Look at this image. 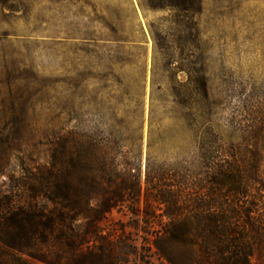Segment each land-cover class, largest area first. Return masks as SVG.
Masks as SVG:
<instances>
[{
	"label": "rangeland",
	"instance_id": "374dc122",
	"mask_svg": "<svg viewBox=\"0 0 264 264\" xmlns=\"http://www.w3.org/2000/svg\"><path fill=\"white\" fill-rule=\"evenodd\" d=\"M203 112L208 129L180 120ZM69 131L130 151L143 174L148 156L174 167L218 133L253 143L264 135V0H0L6 173L47 163ZM159 227H127L141 252L129 264H161Z\"/></svg>",
	"mask_w": 264,
	"mask_h": 264
},
{
	"label": "trees",
	"instance_id": "16d2710c",
	"mask_svg": "<svg viewBox=\"0 0 264 264\" xmlns=\"http://www.w3.org/2000/svg\"><path fill=\"white\" fill-rule=\"evenodd\" d=\"M204 100L180 104L192 111ZM205 114L180 120L208 129ZM216 135L174 167L153 168L148 156L145 174L130 151L75 131L31 170L6 173L0 161V264H129L141 252L127 227L156 224L161 264H264V135L245 145Z\"/></svg>",
	"mask_w": 264,
	"mask_h": 264
}]
</instances>
